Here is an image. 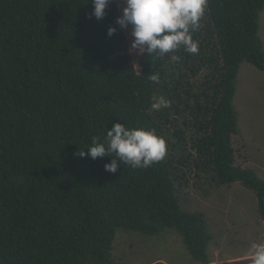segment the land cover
Listing matches in <instances>:
<instances>
[{
    "label": "trees",
    "instance_id": "trees-1",
    "mask_svg": "<svg viewBox=\"0 0 264 264\" xmlns=\"http://www.w3.org/2000/svg\"><path fill=\"white\" fill-rule=\"evenodd\" d=\"M121 1L111 0L98 20L89 16L91 0H0V264H117L119 229H174L192 264H210L203 215L179 206L188 169L251 189L264 218V178L237 163L233 147L239 66L264 70V0H208L192 33L195 55L145 53L138 66L116 23ZM161 95L170 106L154 111ZM116 121L154 129L165 158L148 168L121 162L111 173V157L78 155Z\"/></svg>",
    "mask_w": 264,
    "mask_h": 264
},
{
    "label": "rangeland",
    "instance_id": "rangeland-1",
    "mask_svg": "<svg viewBox=\"0 0 264 264\" xmlns=\"http://www.w3.org/2000/svg\"><path fill=\"white\" fill-rule=\"evenodd\" d=\"M123 7L122 0L121 10ZM125 30L131 49V25ZM258 35L264 48V8L259 13ZM131 52L138 66L141 54L132 49ZM233 105L237 113V133L233 135L237 163L264 178V70L248 62L240 64ZM184 118V114L175 115L174 126H179ZM169 129L174 127L169 125ZM186 137L190 149L188 130ZM178 201L183 212L203 215L211 233L207 247L210 264H249L250 245L264 241V218L251 189L240 182L215 185L209 175L196 178L188 169L179 188ZM112 258L117 264L193 263L182 237L174 229L156 236L119 229L112 244Z\"/></svg>",
    "mask_w": 264,
    "mask_h": 264
},
{
    "label": "clouds",
    "instance_id": "clouds-1",
    "mask_svg": "<svg viewBox=\"0 0 264 264\" xmlns=\"http://www.w3.org/2000/svg\"><path fill=\"white\" fill-rule=\"evenodd\" d=\"M111 0H91L93 5L90 18L101 19ZM124 7L116 23L121 28L131 25V49L138 54L164 56L180 49L195 55L198 43L192 33L200 28L208 0H123ZM115 27L109 26L107 35L112 36ZM178 60V56L172 57ZM150 80L159 83V76L150 75ZM170 106L164 96L156 97L151 103L154 111ZM87 149V152H85ZM78 151L80 157L95 160L105 155L111 157L104 164L106 171L115 173L120 163L132 168H148L161 161L167 154L165 139L152 128L143 126L127 127L119 121L107 128L106 135L93 137L91 144ZM115 154V158H113ZM249 264H264V241L253 242L247 253Z\"/></svg>",
    "mask_w": 264,
    "mask_h": 264
}]
</instances>
